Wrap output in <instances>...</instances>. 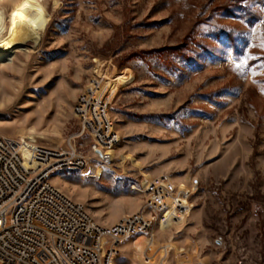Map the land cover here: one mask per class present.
Segmentation results:
<instances>
[{"label":"rangeland","instance_id":"rangeland-1","mask_svg":"<svg viewBox=\"0 0 264 264\" xmlns=\"http://www.w3.org/2000/svg\"><path fill=\"white\" fill-rule=\"evenodd\" d=\"M0 14L32 35L0 65V134L90 156L72 106L92 76L116 88L111 163L54 186L107 225L142 205L144 180L196 179L158 236L183 250L169 263L264 264V0H0ZM133 254L122 242L116 264Z\"/></svg>","mask_w":264,"mask_h":264},{"label":"built area","instance_id":"built-area-1","mask_svg":"<svg viewBox=\"0 0 264 264\" xmlns=\"http://www.w3.org/2000/svg\"><path fill=\"white\" fill-rule=\"evenodd\" d=\"M115 94L106 77L92 76L72 106L79 136L90 139V156L73 145L52 148L0 134V264H116L120 244L130 241L134 251L138 236L146 238L143 264H170V245L158 236L188 214L198 180H144L137 190L142 205L110 226L97 223L50 181L55 174L85 170L92 159L103 164L120 143L111 117Z\"/></svg>","mask_w":264,"mask_h":264},{"label":"bare ground","instance_id":"bare-ground-1","mask_svg":"<svg viewBox=\"0 0 264 264\" xmlns=\"http://www.w3.org/2000/svg\"><path fill=\"white\" fill-rule=\"evenodd\" d=\"M18 18H14L13 21L8 22L3 20L0 14V65L12 63V50L20 48H29L27 43H32V35L27 27L17 21ZM6 89V86H1V89ZM21 139L33 140L34 136H26L23 132L20 134ZM126 157H122L125 159ZM112 161V152L109 151L105 154L104 163L109 164ZM98 174V173H97ZM100 174V173H99ZM146 238L144 236H138L134 239L135 250L132 256L133 260L140 264H143V252L145 249ZM176 247V246H175ZM171 250L175 249L173 245H170ZM176 254L183 252V250L175 249ZM178 259V258H177ZM179 264H183V261H179Z\"/></svg>","mask_w":264,"mask_h":264},{"label":"crops","instance_id":"crops-1","mask_svg":"<svg viewBox=\"0 0 264 264\" xmlns=\"http://www.w3.org/2000/svg\"><path fill=\"white\" fill-rule=\"evenodd\" d=\"M113 223H109V224H107L106 226H110V225H112Z\"/></svg>","mask_w":264,"mask_h":264}]
</instances>
